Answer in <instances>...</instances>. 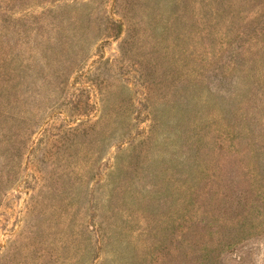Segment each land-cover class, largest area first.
Returning <instances> with one entry per match:
<instances>
[{"label": "rangeland", "instance_id": "374dc122", "mask_svg": "<svg viewBox=\"0 0 264 264\" xmlns=\"http://www.w3.org/2000/svg\"><path fill=\"white\" fill-rule=\"evenodd\" d=\"M0 264H264V0H0Z\"/></svg>", "mask_w": 264, "mask_h": 264}]
</instances>
